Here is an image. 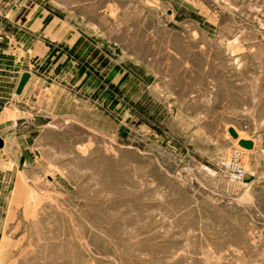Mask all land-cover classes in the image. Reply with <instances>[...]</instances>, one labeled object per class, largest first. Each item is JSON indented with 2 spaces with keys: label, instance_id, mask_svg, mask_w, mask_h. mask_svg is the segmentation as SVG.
Here are the masks:
<instances>
[{
  "label": "rangeland",
  "instance_id": "obj_1",
  "mask_svg": "<svg viewBox=\"0 0 264 264\" xmlns=\"http://www.w3.org/2000/svg\"><path fill=\"white\" fill-rule=\"evenodd\" d=\"M0 137V264H264V0H0Z\"/></svg>",
  "mask_w": 264,
  "mask_h": 264
},
{
  "label": "crops",
  "instance_id": "obj_2",
  "mask_svg": "<svg viewBox=\"0 0 264 264\" xmlns=\"http://www.w3.org/2000/svg\"><path fill=\"white\" fill-rule=\"evenodd\" d=\"M17 10L19 12L18 11L17 12L12 11L11 14L16 15L17 13H20V12H22L24 14V12L26 11V9L23 10L21 8L20 9L18 8ZM27 19L26 20L24 19V21H22V22H21V20H17L15 22H13L14 23L13 25H14L15 29L17 30V31H15L16 33H14L17 38L14 39L15 37H10V38H7V40H6L7 50L9 51L8 61H11V59H13V55L17 54L18 52H22V55H25V51H24L25 49H27V52L30 53V50L28 48L30 46V42L33 41L31 32H37L38 35H40V33L45 34L47 31V26L43 22V16L38 17L36 19H33L31 22L29 20L31 18L28 17ZM62 33L63 32L60 31V35H62ZM15 87H14V90H15ZM24 88H25V86H24ZM24 88H23V90H24ZM14 95H15V93H14ZM0 138L2 139V137H0Z\"/></svg>",
  "mask_w": 264,
  "mask_h": 264
},
{
  "label": "water",
  "instance_id": "obj_3",
  "mask_svg": "<svg viewBox=\"0 0 264 264\" xmlns=\"http://www.w3.org/2000/svg\"><path fill=\"white\" fill-rule=\"evenodd\" d=\"M29 77H30V75L28 72H23L20 75L18 82L16 84V87H15V90H14L15 95L21 94V92H22L25 84L27 83ZM227 132L232 139L237 141V144L240 148L245 149V150H251L253 148V142L251 140L239 138L236 130L233 127H229L227 129ZM2 147H3V140L0 138V149Z\"/></svg>",
  "mask_w": 264,
  "mask_h": 264
},
{
  "label": "built area",
  "instance_id": "obj_4",
  "mask_svg": "<svg viewBox=\"0 0 264 264\" xmlns=\"http://www.w3.org/2000/svg\"><path fill=\"white\" fill-rule=\"evenodd\" d=\"M224 173L231 180H240L244 175V170L239 163L237 154H235L231 161L222 164Z\"/></svg>",
  "mask_w": 264,
  "mask_h": 264
},
{
  "label": "bare ground",
  "instance_id": "obj_5",
  "mask_svg": "<svg viewBox=\"0 0 264 264\" xmlns=\"http://www.w3.org/2000/svg\"><path fill=\"white\" fill-rule=\"evenodd\" d=\"M238 134V133H237ZM239 136V138H240V135H238ZM236 141V140H235ZM237 142V141H236Z\"/></svg>",
  "mask_w": 264,
  "mask_h": 264
}]
</instances>
